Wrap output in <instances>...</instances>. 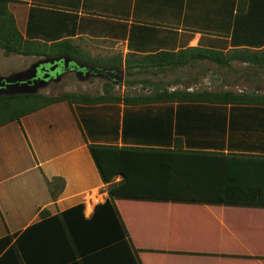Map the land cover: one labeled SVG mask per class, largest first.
I'll return each instance as SVG.
<instances>
[{"label": "crops", "instance_id": "0c3cea01", "mask_svg": "<svg viewBox=\"0 0 264 264\" xmlns=\"http://www.w3.org/2000/svg\"><path fill=\"white\" fill-rule=\"evenodd\" d=\"M262 2L10 0L9 10L24 39L37 46L68 41L79 47L80 53L75 57L6 55L0 48V54L24 60L23 67L10 73L28 71L21 83L30 81L29 85L39 87L38 92L31 94L48 96L54 94L44 91L56 88L66 74L75 73L84 80L106 76L94 69L108 70L123 78L134 71L154 78L168 73L184 75L193 69L204 73L212 71L216 64L200 56L188 62L192 53L188 49H216L224 53L241 48L264 49L232 44L236 16L243 20L252 14L245 28L246 24L250 28L262 26L259 12ZM96 61L109 65L90 64ZM235 63L257 67L241 60L231 65ZM6 74L0 72V77H9ZM178 104L139 108L124 105L120 109L113 102L59 101L1 125L0 240L8 236H13V240L1 252L0 264L27 263L20 248L13 244L18 237L26 236L23 234L29 228L79 204L85 205L84 213L89 218L98 204L110 198L114 199L127 228L129 246L125 250L130 258L132 255V264H264V207L110 197L111 185L119 182L121 176L112 182L103 180L90 144L122 146L127 112L159 110ZM200 104L226 110L225 140L230 133L231 117L233 124L238 125L231 131L234 139L264 140L261 126L257 128L255 123L249 128L250 119L246 115L247 108L264 104ZM32 243L38 253L33 264H46L41 257L43 245L37 238ZM122 260L120 254L113 259L114 264H121Z\"/></svg>", "mask_w": 264, "mask_h": 264}, {"label": "trees", "instance_id": "16d2710c", "mask_svg": "<svg viewBox=\"0 0 264 264\" xmlns=\"http://www.w3.org/2000/svg\"><path fill=\"white\" fill-rule=\"evenodd\" d=\"M262 1L260 28H250L249 24H246L247 28L244 27L252 14L243 20L235 17L233 46L264 47ZM9 2L0 0V48L6 55L75 57L80 53L79 47L68 41L37 46L33 41L24 39L9 10ZM251 9L248 13H251ZM188 51H192L188 55V62L200 56L220 67L241 60L264 68V49L241 48L227 53L200 48H190ZM90 64L109 65L97 61ZM128 75L132 73L128 72ZM105 89L106 93L98 96L74 92L51 96L43 93L0 95V126L59 101L104 102L110 92L109 86ZM161 95L185 100L177 106H165L159 110L146 108L140 112H127L123 120L122 146L90 144V152L103 180L112 182L116 176H121L119 182L111 185L110 197L264 207V140L234 139L231 136L236 124H233V117L229 122L228 140H225L226 110H213L200 104H264V96H250L232 90L176 91ZM155 99L158 100V93ZM133 100L125 99L126 105ZM246 113L250 119L247 122L249 128L257 123L256 127L260 125L264 131V107L247 108ZM224 150H228V153ZM84 211L85 205L79 204L44 220L29 228L23 234L26 236L18 237L13 246L20 248L26 264H33L38 257L32 243L35 238L43 245L41 257L46 264H114L113 259L117 254L123 256L121 264H132V255L131 259L125 250L129 246L128 231L114 199L98 204L89 218ZM12 240L13 236L0 240V254Z\"/></svg>", "mask_w": 264, "mask_h": 264}, {"label": "rangeland", "instance_id": "374dc122", "mask_svg": "<svg viewBox=\"0 0 264 264\" xmlns=\"http://www.w3.org/2000/svg\"><path fill=\"white\" fill-rule=\"evenodd\" d=\"M17 57L15 55L5 57L3 54H0V72H6L8 73L6 75L10 76L13 74L10 73L11 71H15L21 66L23 67L25 65L24 60ZM214 67L212 71L210 69L204 73L193 69L189 72L187 71L184 75L174 76L173 73H168L167 76L158 78L143 76L140 75L142 72L134 71L130 72L132 75L124 77L120 82L107 76H91L84 80L79 76L77 78V75L72 73L66 74L56 88L48 89V91L45 90L44 92L60 95L63 92L69 91L81 95L98 96L106 93L105 88L109 86L110 92L109 94L107 93V100L100 103L113 102L118 104L120 109L126 105L125 99L127 98L134 99L129 106L138 108L145 105L177 104L183 102L182 100H185V98L161 95L162 93L170 94L176 91L196 93L232 90L250 96H264V69L258 67L251 68L242 63H235L225 68L217 65ZM102 91L103 93H101ZM13 92L17 91L11 88L8 93ZM157 93L158 100L155 99Z\"/></svg>", "mask_w": 264, "mask_h": 264}, {"label": "water", "instance_id": "95a60500", "mask_svg": "<svg viewBox=\"0 0 264 264\" xmlns=\"http://www.w3.org/2000/svg\"><path fill=\"white\" fill-rule=\"evenodd\" d=\"M52 63H54V62H52ZM57 66H58V64H56L54 66V68H52V70L56 69ZM43 70H45V68ZM94 70H95V73H97V74H100V75L104 74V75H106V76H108L110 78L114 77L117 82H120V81L123 80V77L121 75L119 76V75L113 74L112 72H110L108 70H98V69H94ZM35 72H37V70H35ZM27 73H28V71L27 72H23V73H19V74H15V75L9 76V77H4V78L0 77V87L6 86L3 89L0 88V95L1 94L12 95V94H22V93L31 94V93L38 92L39 87L38 86L29 85L28 83H30V81L28 83H21L22 80L26 79V78H24V75H26ZM88 74L89 73H87V75ZM48 75H45V77L48 76ZM45 77H43L42 80H44ZM58 78H59V76L57 77V79ZM28 80H30V79H28ZM39 80H41V79H39ZM1 81H3V82H1ZM36 81L37 80L34 79V82H36ZM11 88L16 89L17 92L8 93Z\"/></svg>", "mask_w": 264, "mask_h": 264}, {"label": "flooded vegetation", "instance_id": "af4514ba", "mask_svg": "<svg viewBox=\"0 0 264 264\" xmlns=\"http://www.w3.org/2000/svg\"><path fill=\"white\" fill-rule=\"evenodd\" d=\"M111 79H114L115 80V78H111Z\"/></svg>", "mask_w": 264, "mask_h": 264}]
</instances>
